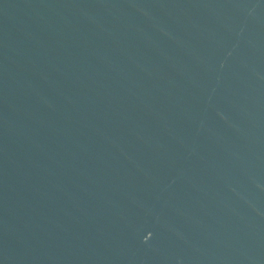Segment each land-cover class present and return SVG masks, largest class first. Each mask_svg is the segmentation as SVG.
<instances>
[{
    "label": "water",
    "instance_id": "1",
    "mask_svg": "<svg viewBox=\"0 0 264 264\" xmlns=\"http://www.w3.org/2000/svg\"><path fill=\"white\" fill-rule=\"evenodd\" d=\"M0 264H264V0H0Z\"/></svg>",
    "mask_w": 264,
    "mask_h": 264
}]
</instances>
